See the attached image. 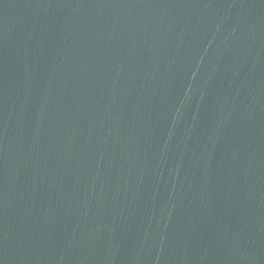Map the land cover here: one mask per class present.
I'll return each instance as SVG.
<instances>
[{"label":"water","instance_id":"1","mask_svg":"<svg viewBox=\"0 0 264 264\" xmlns=\"http://www.w3.org/2000/svg\"><path fill=\"white\" fill-rule=\"evenodd\" d=\"M0 264H264V0H0Z\"/></svg>","mask_w":264,"mask_h":264}]
</instances>
